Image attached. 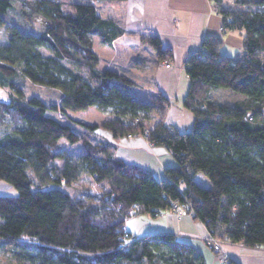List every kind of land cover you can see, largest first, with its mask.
<instances>
[{
	"label": "trees",
	"instance_id": "16d2710c",
	"mask_svg": "<svg viewBox=\"0 0 264 264\" xmlns=\"http://www.w3.org/2000/svg\"><path fill=\"white\" fill-rule=\"evenodd\" d=\"M211 1L224 32L241 35L242 57L220 52L222 33L202 39L185 63L189 88L182 104L194 122L179 132L164 121L168 98L157 93L142 100L125 75L99 68L92 37L111 47L124 30L93 3L31 0L24 22L38 23L35 31L9 25L12 0H0V33L6 30L0 86L9 89L0 100V180L18 192L0 195V250L15 264H206L171 233L135 237L124 230L131 216L154 218L173 203L220 242L264 246V0H230L231 8ZM141 39L157 61L171 57L157 35ZM21 78L58 90L59 102L27 97ZM215 88L245 99L215 103L209 98ZM89 107L111 113L99 124L81 123L88 130L83 136L51 115ZM99 128L114 138L144 136L176 165L157 180L118 158L113 143L94 135ZM61 139L80 148L71 153ZM85 174L104 187L100 196L68 191ZM197 174L209 187L195 181Z\"/></svg>",
	"mask_w": 264,
	"mask_h": 264
},
{
	"label": "crops",
	"instance_id": "0c3cea01",
	"mask_svg": "<svg viewBox=\"0 0 264 264\" xmlns=\"http://www.w3.org/2000/svg\"><path fill=\"white\" fill-rule=\"evenodd\" d=\"M117 4L121 12L115 21L124 34L109 48L120 44L140 49L142 46L138 39L141 37L147 34L159 37L163 47L171 51V57L159 62L153 49L148 53L150 58L134 54L141 57L135 60L133 71L140 72L142 82L150 83L153 89L150 99L155 98L157 93L169 99L165 123L179 132L189 131L194 119L182 104L189 88L185 63L190 55L200 50L205 36L220 35L221 18L214 3L211 0H118ZM99 15L111 19L117 17L113 13ZM222 38L220 52L234 59L241 58V35L236 31H227ZM164 61H169L170 67L166 68ZM244 99L243 95H239L234 102ZM104 132L97 129L94 135L113 143L118 158L151 171L157 180H164L165 169L176 165L175 159L164 147L150 145L144 136L114 138ZM13 190L12 186L0 180V195L15 196ZM124 230L135 237L171 233L193 245L203 255L206 264H223L220 256L205 244L209 236L206 227L184 212L180 218L173 209L163 210L154 218L146 214L133 215L125 221ZM221 248L228 261L236 264H264V246L248 247L241 243L223 242Z\"/></svg>",
	"mask_w": 264,
	"mask_h": 264
},
{
	"label": "rangeland",
	"instance_id": "374dc122",
	"mask_svg": "<svg viewBox=\"0 0 264 264\" xmlns=\"http://www.w3.org/2000/svg\"><path fill=\"white\" fill-rule=\"evenodd\" d=\"M31 0H12L13 8L10 11L8 24L11 25L12 23H16L19 25H26L27 28L32 30H40V26L38 23L34 21H30L28 23L24 22L25 20V13L29 10L28 3ZM62 3L64 7H68L74 2L79 3H93L96 8L97 12L102 15H107L113 13L117 17L114 20H118V15L121 12L118 7L119 4H117L118 0H57ZM215 9L218 13V6L215 5ZM223 8H231L232 5L230 4V0H224ZM264 9V8H259ZM219 14V13H218ZM8 25V26H9ZM222 25L220 26V28ZM221 36H225L224 30L219 31ZM6 37V30L4 29L0 33V43H4ZM140 37V36H139ZM139 44H141L142 48L138 49H130L128 46L124 47L122 45H114L113 48H109L108 46H105L102 44L99 39L96 36L92 37L93 41V48L94 51L100 56V69L110 68L115 69L119 73L125 75L127 78H129L131 81L134 82V85L132 88L136 91V94L143 100H149L153 92V89L151 88L150 83L148 82H142V79H140L141 75L138 71H133L135 62L138 60L137 57H147L150 58L149 52L152 51L151 46L149 45L147 40H142L141 38L138 39ZM153 52V51H152ZM134 54H138L141 56H135ZM130 55L133 57L130 58ZM140 59V58H139ZM136 60V61H135ZM165 62V61H164ZM163 62V64H164ZM170 67V66H169ZM22 86L24 88V91L26 93L27 97L35 96L39 99L47 102V103H58L60 99V93L56 89H52L46 86H41L37 84L31 83L29 80L21 78ZM144 84V85H143ZM143 86V87H141ZM151 91V93H150ZM9 89L7 87H1L0 86V100H7ZM239 93L231 91L227 88H215L211 90L209 93V98L218 104H230V102H234L239 97ZM152 99V98H151ZM264 110V108H263ZM264 112V111H263ZM110 110L101 112L95 107H89L86 110L78 111V112H68L66 116H61L58 112H53L51 115H53L55 118H57L61 123L68 124L79 131L80 135H84L88 133V130L81 124H99L102 122L105 118L110 117ZM153 116H155L153 114ZM156 119V116H155ZM8 123V120H6ZM154 120H150V123L152 124ZM102 130L103 129H98ZM104 133L111 134L110 132L104 130ZM2 134V128H0V135ZM112 135V134H111ZM60 146L64 148H68L69 152H77L80 148V144H69L66 140L61 139L59 141ZM195 181L203 186V187H209V182L207 179L204 178L202 174H197L195 177ZM14 189V188H13ZM15 196L18 194L17 190L14 189ZM69 192L73 194L79 195L82 192H86L89 195L92 196H100L104 190V187L98 186V184L94 183L91 178L88 175H83L82 178H80L77 182L71 184L68 189ZM210 238V235L205 240L206 241ZM223 242H220V251L214 252L217 255L220 256V259L225 257L227 264H229L230 261H228V257L224 254L221 248V244ZM208 247V245L206 244ZM209 248V247H208ZM210 249V248H209ZM6 250L4 247V250H0V264H15L14 261H12L9 257L5 255ZM222 262V261H221Z\"/></svg>",
	"mask_w": 264,
	"mask_h": 264
},
{
	"label": "built area",
	"instance_id": "2783aa9c",
	"mask_svg": "<svg viewBox=\"0 0 264 264\" xmlns=\"http://www.w3.org/2000/svg\"><path fill=\"white\" fill-rule=\"evenodd\" d=\"M222 30H224L223 27L219 28V31H222ZM199 56H202V55L200 54ZM201 58H203V56ZM163 65L166 68H168L170 66V62L169 61H165ZM172 207H173V210L175 211L177 217L180 218V216L183 213L182 207L180 205H178L177 203H173ZM206 244L214 252L220 251V241L219 240H216V239H214L213 237L210 236V238L206 241ZM221 261H222L223 264H227V261H226L225 257L221 258Z\"/></svg>",
	"mask_w": 264,
	"mask_h": 264
}]
</instances>
